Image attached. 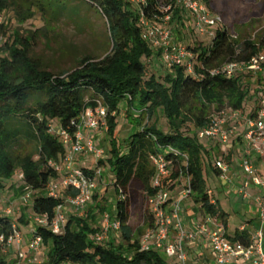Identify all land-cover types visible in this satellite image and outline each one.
Instances as JSON below:
<instances>
[{"label":"trees","instance_id":"obj_1","mask_svg":"<svg viewBox=\"0 0 264 264\" xmlns=\"http://www.w3.org/2000/svg\"><path fill=\"white\" fill-rule=\"evenodd\" d=\"M82 1L105 19L111 51L101 60L84 57L72 70L53 73L32 58L30 50L38 32L48 31L45 18L56 14L54 6L59 0H48L46 4L34 0L25 10L24 17H19L14 2L0 0V16L12 7L21 23L31 19L36 11L44 21L42 28L26 36L14 32L11 42L5 41L0 49L4 54L0 58V191L4 189V182L11 180L19 171L22 174L19 185L31 191L30 215L46 216L52 220L65 197L62 193L57 199L46 195L48 184L60 179L49 162L62 164L65 148L60 139L49 132L51 123L56 122L57 126L73 135L81 113L100 103L107 110L109 158L99 161L93 170H81L93 177L97 169L107 166L112 173L111 183L118 200L116 214L110 218L120 223L118 233L121 244L115 246L113 242L98 244L91 241L89 237L99 228L93 226L96 221L94 212H85L83 218L68 217L60 235H54L45 228H36L42 246L50 245L46 259L40 264H169L162 254L154 250L139 251V241L128 224V192L133 184L140 188L144 198L156 192L152 188L154 169L149 158L162 153L173 168L170 175L160 181V188L173 192L178 184H182L180 177H187L191 198L200 204L205 215L222 219L223 226H226L224 213L207 196L203 177V160L211 162L212 142L199 140L196 134L208 125L207 113L211 108L215 109L214 113H219L229 107L239 111L243 117L252 116L260 108V96L264 93L261 81L253 85L248 83L250 76L246 74L224 78L222 75L212 76L209 71L227 62L247 61L261 50L264 39H232L223 26L216 30L215 37L205 46L201 41L196 47L186 46L193 55V75L187 74L185 67L181 66L164 68L168 73L159 81L154 75L147 77L143 61L153 57L160 61V53L151 49L141 37L138 8L133 10V4L127 0ZM201 2L207 8L210 5V0ZM159 6L158 0H146V7L143 8L146 18L154 21L156 17H161L163 14ZM184 17L183 10L175 9L171 28L177 23L182 27L186 21L190 23L184 27L186 31L192 32L196 41L199 40L201 36L192 21ZM2 28L3 25L0 30ZM123 102L127 110L126 118L136 128L126 151L116 135V117ZM157 114L166 120L167 133L155 123L141 127L143 117L150 123ZM20 141L34 142L35 153L14 154V148ZM215 148H218L217 145ZM168 149L186 155L187 165L184 166L179 156ZM211 168L217 174L213 165ZM120 196H124L125 201H120ZM93 200H97L94 195ZM95 208L100 214L105 212L99 202H96ZM148 215L147 212L144 217L145 229L151 226ZM12 223L10 217L0 212V238L4 241L12 235ZM29 223L31 221L26 214H21L15 225L19 231L20 226H28ZM29 233H25L27 237ZM227 239L243 246L250 245L246 232L236 233L235 238ZM3 247L0 244V254ZM0 264L11 263L0 255Z\"/></svg>","mask_w":264,"mask_h":264},{"label":"built area","instance_id":"obj_2","mask_svg":"<svg viewBox=\"0 0 264 264\" xmlns=\"http://www.w3.org/2000/svg\"><path fill=\"white\" fill-rule=\"evenodd\" d=\"M128 1L137 6L141 37L151 49L160 53L162 66L166 69L185 67L186 73L193 75L192 53L185 46L176 42L173 37L170 21L174 10L181 9L189 14L196 32L208 39L214 38L216 30L223 27L222 18L211 13L198 0H164L163 4L159 6L163 15L156 17L153 21L147 19L144 14L143 8L146 7V0ZM260 47L261 50L247 61L227 62L219 70L209 71L210 75L233 78L246 74L250 76L253 83L261 81L264 84V42ZM106 117L107 110L97 103L95 108L81 113L79 122L76 124V132L73 135L60 126H50L49 132L60 139L65 148V155L62 164L49 162V166L60 175V179L48 184L46 195L54 199L60 198L59 188H64L72 195L65 197L63 203L57 207L52 220H48L46 216H31L30 233L24 241L16 225L12 223V235L6 241L1 237L0 244L8 248L15 247L18 250L20 245L25 242V253H20L19 256L25 258V255L28 254L37 255L42 247V239L36 235V228H45L54 235H60L66 224L67 215L83 217L97 190L102 170L97 169L93 177H90L75 166V160L78 155L88 152L93 154L96 159H104L103 151L97 150L92 145L91 139L85 137L84 132L92 133L105 129ZM238 128L243 130L242 141L245 146L244 157L239 167L246 177V181L239 188V195L243 199H247L251 186L260 190L254 200L257 205L258 219L264 225V174L258 173L250 159L252 154L264 158V93L260 96V108L252 116L243 117L239 111L224 108L219 113L213 114L208 125L198 130L196 135L199 140H208L221 148H226ZM168 151L179 156L184 166L187 165L186 155L171 149ZM149 161L154 169L152 188L156 189V192L151 196L145 195L151 226L146 228L140 240V252L154 250L162 254L167 261L174 260L178 264L192 263L191 257L185 249L194 244L199 236H203L214 257L215 264H232L240 260L250 264H264V246H262L264 230L262 229L255 232L250 239L249 246L229 241L224 226L216 223L209 215L204 217L202 223L195 226L194 231H187L182 221V215L184 203L192 196L189 179L180 177L179 181L183 186L182 192L173 196L171 192L160 188V181L167 178L172 172L171 162L166 160L162 153L151 155ZM213 167L220 173L221 180L228 181L226 174L229 168L223 160H215ZM18 179H22V174L19 173ZM212 195L213 193L207 190L209 199ZM30 200L31 191L25 187L21 202L24 205H29ZM119 200L123 202L125 197L120 196ZM210 202L214 204L213 201L210 200ZM2 213L9 217L12 211L7 208ZM104 218L100 231L89 238L98 244L106 243L109 234L118 232L120 229L118 220L111 219L108 215H105ZM208 226H211V230H207ZM29 263L39 264L35 258Z\"/></svg>","mask_w":264,"mask_h":264},{"label":"rangeland","instance_id":"obj_3","mask_svg":"<svg viewBox=\"0 0 264 264\" xmlns=\"http://www.w3.org/2000/svg\"><path fill=\"white\" fill-rule=\"evenodd\" d=\"M32 1L34 0H10V2H14L17 5V7L14 8H17L16 12L19 17H24L26 15L25 10ZM41 1L46 4L48 0ZM158 1L160 4L164 2V0ZM198 1L201 2L202 0ZM132 8L133 10H137V6L134 4ZM54 9H57L56 14L51 16V18L50 16L45 18L48 31L46 33L38 32L30 50L31 57L39 61L44 69L53 73H58L63 70H72L79 59L91 57L96 60H101L110 53L111 45L106 21L96 9L84 4L82 0H59V2L55 4ZM208 9L211 13L217 14L222 18L223 26L231 34L232 39H239V41H259L264 39V0H210ZM184 16L187 17L190 22V15L184 12ZM185 24H183L182 27L179 26L181 25L180 23L172 26L173 37L176 42L185 47H196L198 41H201L203 46L207 44L206 42H209L210 39L203 36L199 37V40L196 41L191 34L192 32L186 31V28H184L187 25L189 26L190 23H186L185 21ZM1 25H3V28L0 30V49L5 41L8 43L11 42L14 32H18L22 37L26 36V34H30L42 28L44 26V21L40 13L36 11L31 19L21 23L16 17L13 8L10 7L9 10H6L0 16V26ZM3 56L4 54L0 52V58ZM143 63L147 68V77L154 75L159 81H162L164 76L168 73V70L162 67L160 61L156 57H153L151 60H144ZM222 66L212 69L211 71L219 70ZM247 81L250 84H256L250 82L251 78ZM214 111L215 109L213 108L208 111L207 116L209 119L215 114ZM126 114V105L123 102L116 117V135L124 151L127 150L129 138L136 129L133 127V124L127 120ZM154 123L162 129L163 132L167 133L169 131L166 120L160 114H157L150 123L143 117L141 127L151 126ZM51 126L57 127V123L52 122ZM88 138L91 139L92 145L97 150L103 151L104 159H96L93 154L88 152L87 154H83L79 160H77L78 157L76 158L77 167L80 169L93 170L99 161L109 158L107 125L105 129L101 131L88 133ZM35 147L34 142L20 141L14 148V154L25 155L35 153ZM210 159L212 164H214L215 156L212 155ZM211 162H209L208 159L203 160V177L206 187L213 192L214 199L219 202L220 211L228 215L230 226L229 233L234 235L235 229L244 224L248 215L245 213L244 205L237 203V193L228 191L225 188L222 189L220 187L221 180L219 181L215 176L211 175L212 168L209 165ZM101 170V178L98 180V187L94 196L97 197L96 202H99V205L104 208L105 212L103 214L98 212V209L95 208L96 202L93 198L85 210V212H94L93 215L96 221L93 226L99 228L96 233L100 231L101 225L105 220V215L110 217L116 214V202L118 200V195L114 192L111 183L113 179L112 173L107 166H103ZM19 173L20 172L17 171L11 180L4 182V189L0 191V203L2 205L0 207V212L2 213L3 210L9 208L12 211L9 217L14 224H18V218L21 215L19 211H25L28 220L31 218V202L29 205H24L17 200L22 192V189L18 190V184H20V182L17 184ZM228 178H230V175H228ZM127 200L129 207L128 224L140 243L146 230L144 217L148 212V207L144 195L135 184L131 186ZM71 216L73 215L69 214L67 218ZM30 226L31 223H29L28 226H20L19 233L23 241L27 237L23 232V228L28 229L27 227ZM139 231L141 232L140 235H138ZM121 241L120 234L118 232H112L109 234L106 243L113 242L114 245L117 246L121 244ZM49 248L50 245L42 246L37 255L28 254L25 255V258H21L19 254L25 253V247L21 244L18 250L15 247H3L0 255L11 264H30L29 261L34 258L40 264L46 259Z\"/></svg>","mask_w":264,"mask_h":264},{"label":"crops","instance_id":"obj_4","mask_svg":"<svg viewBox=\"0 0 264 264\" xmlns=\"http://www.w3.org/2000/svg\"><path fill=\"white\" fill-rule=\"evenodd\" d=\"M84 135L88 139V132H84ZM242 136H243V130L238 128L235 134L233 135V137L230 139L229 145L226 148H221L219 146H217L218 148H215L216 145H214L213 143L210 144L211 148L213 149L210 153V156L213 154L215 156V160L220 159L225 162V164L229 168V171L226 174V176L228 177V175H230V178H228V181L221 180L219 176L220 173L218 171H216L217 174L211 171L212 172L211 175L215 176L219 181L220 180L223 181V182L220 181V187L222 189L225 188L228 191L237 193V197H238L237 203H241L242 205H244L243 207L245 209V213L246 215H248V218L245 219L244 224L236 228L234 235H233L229 233V229H230L229 221H228L229 217L227 214H225L222 211L225 215L224 220L226 221V226L224 227L226 237H229L230 239L235 238L236 233L237 235H240L242 234V232H246L249 238L252 239L255 232H257L260 229L264 230V225H262L258 219L257 205L254 200V198L259 194L260 190H258L254 186H251L249 188V197L247 199H243L239 195V188L246 181V177L239 167L240 162L242 161L244 157V151H245V146L242 141ZM84 154H87V153H84ZM82 156L83 154L78 155L77 160H79V158H81ZM250 159L252 163L254 164V166L256 167V169L258 170V173L260 175L264 174V158L256 154H252ZM77 160L75 162L76 167H77ZM212 165L213 164H211V166ZM18 183H19V179H18L17 184ZM182 188H183L182 184H178L174 188V191L171 192V194L173 196L180 194L182 192ZM20 189H22V192L19 198L17 199L18 202H21V197L23 196L25 192V187L23 185H19L18 190ZM59 191L60 193H62L63 197H67L69 195V192L64 190V188H59ZM213 196L214 195H212L210 200L213 201L214 204L217 203V206L219 207V202L215 200ZM19 212H21V214H25V211L23 210ZM205 216L207 215L204 214L200 204L195 203L193 198H189L188 200H186V202L183 205L182 221L187 231H194L195 226L199 223H202ZM212 218L216 223L223 225L222 219L217 218V217H212ZM27 228L28 229L23 228L24 233L30 231V227H27ZM207 230H211V226H208ZM22 246L25 247V250H26L25 242L23 243ZM262 246H264V242H262ZM185 250L192 260V263H188V264H215L214 257L209 247L206 245V240L203 236H199L197 238V241L194 244H191ZM167 262L169 264L177 263L174 260L167 261ZM232 264H250V263L240 260Z\"/></svg>","mask_w":264,"mask_h":264}]
</instances>
